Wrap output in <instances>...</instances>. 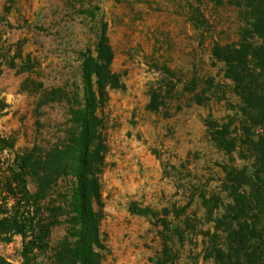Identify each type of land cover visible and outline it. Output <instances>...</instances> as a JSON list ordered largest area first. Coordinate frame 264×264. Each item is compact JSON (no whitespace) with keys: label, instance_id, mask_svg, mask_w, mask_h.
<instances>
[{"label":"rangeland","instance_id":"rangeland-1","mask_svg":"<svg viewBox=\"0 0 264 264\" xmlns=\"http://www.w3.org/2000/svg\"><path fill=\"white\" fill-rule=\"evenodd\" d=\"M245 20L234 0H0V137L13 146L0 152V170L34 153L43 182L29 176L28 187L45 189L44 217L56 221L39 264L69 236L74 178L56 172L79 130L82 67L101 36L119 76L97 109L101 264H151L164 221L185 229L194 211L205 213L203 194L224 196V167L245 163L217 148L207 125L237 117L239 97L214 47L240 42ZM202 240L175 239L182 263ZM22 250L21 235H0V258L23 264ZM199 264H208L202 254Z\"/></svg>","mask_w":264,"mask_h":264},{"label":"trees","instance_id":"trees-1","mask_svg":"<svg viewBox=\"0 0 264 264\" xmlns=\"http://www.w3.org/2000/svg\"><path fill=\"white\" fill-rule=\"evenodd\" d=\"M234 2L246 19L241 40L217 44L214 55L224 62L225 77L239 97L237 117H230L228 122L208 120L207 125L217 148L229 155L237 153V159L245 163L224 167V196L207 199L203 194L205 213L194 211L185 219V229L178 225L171 228L164 221V247L151 258V264H199L201 254L208 264H264V0ZM112 60L109 39L103 34L97 56L83 63L85 96L77 112L79 130L72 140L70 156H61L56 172L57 176L72 174L74 183L67 198L69 236L56 247L49 264H101L100 250L104 246L100 215L94 208L95 202L101 203L96 177L102 142L97 109L105 104L108 88L119 86V76L111 69ZM12 147L0 137V152ZM8 171L6 175L0 170V235H21L23 264H39L36 250L48 246L56 222L44 217L40 201L45 189L33 193L28 187L29 176L38 177L40 185L43 176L35 167L31 151L18 153ZM199 235H203L201 252L182 263L180 252L174 249L175 239L184 241L190 236L197 241ZM0 264L10 263L0 258Z\"/></svg>","mask_w":264,"mask_h":264}]
</instances>
